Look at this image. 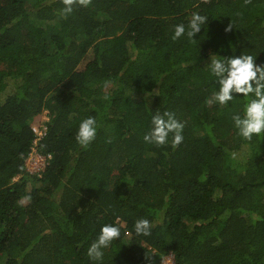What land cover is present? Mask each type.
<instances>
[{
    "label": "trees",
    "instance_id": "16d2710c",
    "mask_svg": "<svg viewBox=\"0 0 264 264\" xmlns=\"http://www.w3.org/2000/svg\"><path fill=\"white\" fill-rule=\"evenodd\" d=\"M0 0V264H264V134L209 103L213 58L264 64V0ZM193 14L203 17L188 36ZM185 34L175 40V26ZM182 124L144 140L152 117ZM46 113L40 174L25 160ZM96 121L85 146L82 120ZM28 186L31 190L28 191ZM27 200L24 205L23 201ZM149 222L137 234L136 221ZM119 234L89 247L100 229Z\"/></svg>",
    "mask_w": 264,
    "mask_h": 264
},
{
    "label": "clouds",
    "instance_id": "9594fccd",
    "mask_svg": "<svg viewBox=\"0 0 264 264\" xmlns=\"http://www.w3.org/2000/svg\"><path fill=\"white\" fill-rule=\"evenodd\" d=\"M64 7L61 14L72 11L74 0H63ZM81 5H87L89 0H78ZM203 17L193 14L188 23V36H192L200 29ZM185 34V25L175 26L172 39L175 40ZM209 72L214 76L220 85L219 91L213 93L208 101H216L221 105L232 99L231 93L235 92L246 98L243 115H235L234 123L239 133L246 139L255 135L264 134V64H257L252 55H236L225 60L224 57L213 58L209 65ZM152 128L144 136L149 143L164 144L168 142L169 134H172L171 143L178 144L182 140L179 123L171 113L164 112L163 115L156 114L152 117ZM96 134V121L92 117L82 120L79 124L76 135L81 145H87ZM134 229L137 234H148L149 222L146 219L136 221ZM119 234V229L112 224H105L101 227L97 240L89 247L90 256L99 257L100 246L105 245L113 237Z\"/></svg>",
    "mask_w": 264,
    "mask_h": 264
},
{
    "label": "built area",
    "instance_id": "2783aa9c",
    "mask_svg": "<svg viewBox=\"0 0 264 264\" xmlns=\"http://www.w3.org/2000/svg\"><path fill=\"white\" fill-rule=\"evenodd\" d=\"M31 128L35 136L34 146L25 160V166L29 173L40 175L52 159L51 154H41L37 150L38 142L46 135V122L45 124H33Z\"/></svg>",
    "mask_w": 264,
    "mask_h": 264
},
{
    "label": "rangeland",
    "instance_id": "374dc122",
    "mask_svg": "<svg viewBox=\"0 0 264 264\" xmlns=\"http://www.w3.org/2000/svg\"><path fill=\"white\" fill-rule=\"evenodd\" d=\"M47 120H48L47 115H46V113H44V114L40 115V117L36 118V123H34V124H45V122H47ZM29 190H31V186H28V191ZM23 204L26 205L27 200H24ZM161 264H175L173 255L170 254L169 256L165 257L162 260Z\"/></svg>",
    "mask_w": 264,
    "mask_h": 264
}]
</instances>
